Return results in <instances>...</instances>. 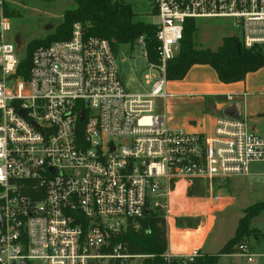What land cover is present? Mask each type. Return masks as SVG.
Listing matches in <instances>:
<instances>
[{"label":"built area","instance_id":"1","mask_svg":"<svg viewBox=\"0 0 264 264\" xmlns=\"http://www.w3.org/2000/svg\"><path fill=\"white\" fill-rule=\"evenodd\" d=\"M145 1L158 22L142 93L127 90L109 42L85 38L78 24L68 40L36 47L19 75L24 58L4 40L11 24L0 17V264H123L134 256L118 239L159 200H168L169 225L171 194L200 182L211 190L264 162V136L245 119L216 118L199 135L155 114L185 21H228L245 50L263 49L264 0ZM236 251L256 262L246 243ZM199 255L162 258L189 264Z\"/></svg>","mask_w":264,"mask_h":264},{"label":"trees","instance_id":"2","mask_svg":"<svg viewBox=\"0 0 264 264\" xmlns=\"http://www.w3.org/2000/svg\"><path fill=\"white\" fill-rule=\"evenodd\" d=\"M27 1V0H24ZM53 2L55 0H35ZM74 7L64 11L62 22L54 32L42 40H33L27 44L26 56L21 61L18 74H26L29 67L31 52L39 46H47L53 42L65 41L70 38L74 24L81 27L85 38L105 39L115 50L118 45L133 46L142 37L145 42L147 61H156V26L134 21L135 14L131 5L124 0H72ZM1 15L6 17L8 11L4 1L0 3ZM194 20L184 23L178 53L167 64L166 80L177 81L184 78L193 65H208L215 72L221 83L231 84L244 80L249 73L264 67V54L261 48L245 50L236 37L223 39V44L215 51L209 49L195 50L192 48ZM191 195V192H188ZM264 209V202L254 203L242 211L235 228L234 236L214 255L200 254L189 264H216L223 255L234 253L229 244L237 246L245 237L258 238L260 231L250 228V220ZM156 210V209H155ZM155 210H149L139 220L138 229H128L118 241L126 247L129 255L150 256L143 264H178L177 260L167 263L162 255L167 251L165 223ZM262 235V234H261ZM181 264V263H180Z\"/></svg>","mask_w":264,"mask_h":264},{"label":"rangeland","instance_id":"3","mask_svg":"<svg viewBox=\"0 0 264 264\" xmlns=\"http://www.w3.org/2000/svg\"><path fill=\"white\" fill-rule=\"evenodd\" d=\"M2 1L5 3L8 14L6 17H3L1 15L0 6V17L2 16L8 19L11 24V30L4 34V40L13 44L22 58L26 56V47L29 42L47 38L48 35L54 32L56 26L62 22L64 11L74 7L72 0H55L48 3L35 0H0V3ZM111 1L115 2L117 0ZM124 2L131 4L135 13L138 15L147 13L150 10L145 0H124ZM235 35L236 31L228 21L220 19L196 20L194 21L192 48L195 50L209 49L215 51L223 44V39L236 37ZM261 51L264 54V48L261 49ZM144 52L143 46L139 44H134L133 46L118 45L114 50L119 74L129 92L137 93L141 90L142 85L144 88L146 87L143 83L136 82L137 80L135 82L130 80L136 73L144 74V72L148 70ZM249 169V174L246 178H236L238 181L236 182L237 186H240L238 205H234L220 212L222 215H218L217 217L216 226L208 238L204 252H216L218 247H221V245L225 246L234 236L237 222L239 218L243 216L242 211L254 203L264 202V162L251 164ZM230 183L231 182L227 180L214 181L212 183V189L210 190L208 183L200 182L188 189L185 195L177 190V194L182 193L179 198H177V195L171 194L169 197L171 206H169L171 207V212L176 216L174 222L170 220L171 224H175L176 227L183 229H194L201 221L200 216H202V218L207 217L208 220L212 218L210 225V227H212V214L215 210L219 212L221 208L218 205L217 207L201 206V203L211 196L216 199L217 197L229 193L228 188ZM188 192H191V195H188ZM158 204V208L155 212L164 220L167 240L168 225L164 218L166 216L165 211L168 209V200L161 199L158 201ZM174 204H178L180 208L177 209ZM183 212L186 213L183 214ZM249 224L250 228L261 232L262 235L260 234L258 238L264 240V209L253 217ZM209 229L207 224L206 232ZM253 237L254 236L245 237L241 242L255 247L253 251L254 254L252 253L253 256H256L255 264H264V244L259 247H257L255 243L251 244L250 238ZM229 247L232 249L236 248L235 245L233 246L231 244H229ZM232 254H237V251L234 250ZM133 256V258L127 259L123 264H143V261L150 257L144 255ZM177 263L180 264V262ZM218 264L249 263H247L246 258L237 257L235 259H229L225 256H221L218 260Z\"/></svg>","mask_w":264,"mask_h":264},{"label":"crops","instance_id":"4","mask_svg":"<svg viewBox=\"0 0 264 264\" xmlns=\"http://www.w3.org/2000/svg\"><path fill=\"white\" fill-rule=\"evenodd\" d=\"M131 8L136 15L134 21L152 25H156L158 22L151 9L147 13L138 15L132 5ZM150 73L147 70L144 74L136 73L130 78L131 81L137 80L136 82L146 86L144 88L142 85L141 90L137 93L147 92L150 89L148 81ZM165 91L168 97L157 100L155 114L163 119V123L168 129L205 135L212 133L216 118L245 119L251 130L264 136V67L247 74L242 81L224 84L219 81L216 72L210 66L197 64L188 70L183 79L166 81ZM236 178L240 177L227 180L231 182L228 188L229 193L216 199L211 196L201 203V206L217 207L218 205L221 208L219 212L215 210L212 214L213 225L207 232L208 218H202V216H200L201 221L194 229L179 228L175 224L168 225L166 253L178 257L197 249L199 254L214 255L223 247V245L218 247L216 252H204L208 238L216 226L217 217L222 215L220 212L238 205L240 186H237ZM250 239L251 244L255 243L257 247L264 244V240L261 238L253 237ZM249 248L252 254L255 247L251 245ZM223 256L229 259L241 258L237 254Z\"/></svg>","mask_w":264,"mask_h":264},{"label":"water","instance_id":"5","mask_svg":"<svg viewBox=\"0 0 264 264\" xmlns=\"http://www.w3.org/2000/svg\"><path fill=\"white\" fill-rule=\"evenodd\" d=\"M178 50H179V46H175L174 47V54L176 55L177 53H178ZM146 213H147V210H146ZM211 222H212V218H210L209 220H208V228H210V225H211ZM119 236V234H116V237H118Z\"/></svg>","mask_w":264,"mask_h":264}]
</instances>
